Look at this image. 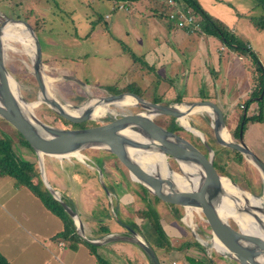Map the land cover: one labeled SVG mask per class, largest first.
Listing matches in <instances>:
<instances>
[{
  "label": "rangeland",
  "instance_id": "obj_1",
  "mask_svg": "<svg viewBox=\"0 0 264 264\" xmlns=\"http://www.w3.org/2000/svg\"><path fill=\"white\" fill-rule=\"evenodd\" d=\"M95 1L96 0H0V25L7 20L6 18L14 19L15 21L22 20L29 25L30 31L35 36L40 47L42 63L41 73L43 79L49 78V80H45L46 90L54 99L59 101L62 106H65L68 109H77V107L81 106L89 98H99L109 94H117L123 89V79L121 78V75H118V71H120L124 66H127L128 63L125 65L124 62L114 61L118 59L117 57H119V53H116L114 57L108 55L107 53H102L99 57H94L90 53V49L93 46H101L103 50L108 49L107 47L101 45V43H103L100 33L102 32L101 30L100 32L96 31L91 37H86L90 28L89 20L92 18L97 19L102 12L101 10L95 8V6H97L96 4H92ZM196 2L203 10L212 9L214 11L211 12H217L221 18H224L226 21L220 18L217 20L220 21L227 30L230 28L229 24H231V18L233 16H244V19L249 20H245V22L240 26V28L244 30L248 29L249 33L242 35V38L239 41L244 43V40H249L253 43H257L259 47L258 58L260 59V63L262 62L264 65V31L258 32V28L254 25V20L262 15V11L255 4L254 0H196ZM96 24L100 25L99 22ZM10 29L12 32L22 35L17 26H12ZM109 36L110 34H108V37L105 36L104 40L105 43L110 46L111 40ZM6 42L13 46V51L9 49H5L3 51L7 71L16 81L19 95L26 102L33 103L37 100L39 90L37 89V85L32 74L31 54L27 51L28 46H23L16 40H6ZM118 44L119 43H116V48L119 49ZM114 48L115 47L111 45L110 49ZM122 55L129 59L127 54L123 53ZM253 67L257 66L253 63ZM258 68H260V66H258ZM263 73V69L260 68L258 74L262 76ZM139 96L146 101L151 100L150 102H152V100L156 101L157 98V102L161 104L176 105L182 103L169 102L171 97H167L166 95L157 97L156 95H153L152 89L150 92H142L139 89ZM180 99L181 97L179 100ZM109 108L113 110L111 113H104L101 116L89 119L88 121L90 122H86L87 126H92L91 122L96 123L97 125L104 123L106 122L105 118L107 116L112 118L117 117L122 113L141 111L140 107H136L134 105H127L120 109L109 105ZM31 109L33 115L45 124L56 128L75 129L71 128L67 124L65 125L60 119L56 118L52 113H49L47 111L49 108L44 103L34 105ZM262 115L264 116V113ZM186 119L187 124L194 122L197 124L196 126H199L205 131L204 134L197 129L200 132L203 141H205L210 148L211 146L215 148L221 147L213 140L212 130L210 127L211 119L205 111L202 110L191 113L186 116ZM154 120L162 126L170 125L171 121L175 122L177 125L179 123L178 119H174L167 115H158L154 117ZM0 131L13 135L12 137L14 138V142L12 146L18 157L27 161L33 160L34 151L26 145L18 143L14 129L4 120H0ZM177 133L196 145L202 152H205L201 141L196 135H193L184 129L177 130ZM230 138L231 140L235 139L231 136V134ZM83 152L87 153L86 157L88 159H81L87 165L85 173H83L84 190H81L84 194L83 199L80 196V191L76 188V183H74V180L70 177L67 175L64 176L62 178V183H60L61 187L66 184L68 188H73V190H71L72 199L68 200H71V204L74 209L78 210L80 215H78V218L81 220L83 218L89 219L93 217L96 224V222L102 220L101 216L103 217L104 212H101L102 214H100L99 209H101V205H103L106 213L104 216H107L106 218L109 220V225H113L112 223L117 225L123 222H133L136 227L144 233L143 235H145V228L143 229L142 224L143 220H141L138 212L145 210L147 203L146 201L139 199V195H143L139 186L129 179L128 175L124 171V168L112 155H108L105 151L100 149H85ZM78 154L79 153H75L73 155L80 160L81 155ZM219 155L223 160H228V171L234 177L238 178V180H241L237 181V183H247L249 186L251 185L252 189H255L254 187L255 184H257V181L254 180V173L250 167L244 165L243 163L232 161V155L225 152V150L220 149ZM213 157L214 156H212V160ZM164 158L168 174L173 172L181 176L178 164L170 158ZM243 160L248 163V165L253 167L250 162H247L244 158ZM221 176L220 181L225 180L230 183L226 176ZM169 177L171 178L170 175ZM243 178H248L247 182L243 180ZM11 181L12 178L8 176L0 178V186L2 187L0 188V194H2V189L4 191L10 189L9 186L11 185ZM105 183L110 186L112 183L117 185L118 188L116 198H114V196L109 192L108 194H105L104 191L102 192L101 184L105 185ZM238 186L241 187L240 185ZM243 190L249 193V191L245 189ZM60 191H63V189ZM68 191L69 190H67V192ZM249 194L255 198L261 197L262 186L260 194ZM58 195L60 196L59 192ZM9 196H12V194H9ZM145 197L147 202H149L148 204H150L159 217L161 224L166 228L164 231L172 233L170 234V243H172V245L178 246V243L180 244L188 240L195 241L198 245L201 244L200 246L203 249L202 254L198 253L199 251L197 246L191 245H189V247L182 245V251H185L184 253L188 252L193 256H199L202 263H205L206 259L210 257L209 259L213 260L215 264H227L224 259L220 258V256L216 253L221 250L216 248L214 250V248L211 247V243H214V240L212 239L210 230L203 220L199 210L190 208L191 213L186 219L185 209L178 206L176 208L178 217L175 219L174 209L168 203L160 200H154L153 196L148 191H146ZM123 200H128V202L124 203ZM98 214H100V216ZM227 221L232 227H234L235 223L232 217H228ZM59 223H61V221ZM188 224L193 226L190 227ZM118 226L119 227L115 228L116 231L112 233H114L116 238H126V230H124L120 225ZM246 227L251 228L252 230V227L249 224H246ZM20 228L21 227L17 226L9 227L6 234L11 238L16 235L15 232H19L21 237L16 235L18 240L26 243L23 232ZM180 236H182V238L179 242L177 237ZM104 237H109V233L107 235H102V238ZM139 237L142 240L145 239H143L144 236L142 237L140 234ZM45 242L52 245L55 251V242H49L48 240ZM149 243L152 244L151 247L153 250L156 249V251L159 252L158 248L155 247L152 242ZM132 245L134 244L132 243ZM82 246L86 248L85 245L82 244ZM127 246L131 248L130 245L127 244ZM63 247L60 248L62 254L58 255L55 252V257H51L47 253L40 250L38 256H34L33 259L35 261L33 264H95L93 257L91 256L92 258H88L86 252L82 248L77 252H73L67 250L68 248L65 249ZM94 250L96 253L105 258L107 262H111L110 264H149L143 254L124 251V247L120 249L121 251L118 249H112L111 252H108V249L105 246L98 245L94 248ZM119 254L122 256H119ZM182 262L187 264L185 259H182Z\"/></svg>",
  "mask_w": 264,
  "mask_h": 264
},
{
  "label": "crops",
  "instance_id": "obj_2",
  "mask_svg": "<svg viewBox=\"0 0 264 264\" xmlns=\"http://www.w3.org/2000/svg\"><path fill=\"white\" fill-rule=\"evenodd\" d=\"M115 1L126 2L129 6L128 9H114ZM92 4H96L95 8L102 12L97 19L89 20L90 28L86 37H91L96 31L100 32L101 30L103 41L101 45L108 49L103 50L101 46H93L90 53L94 57H99L102 53L114 57L116 53H119L118 59L114 60L113 58V60L124 62L125 65L128 63L127 66L118 71V75H121L123 79L122 88L133 84L142 92H150L152 89L153 95L157 97L169 96L171 97L169 102L172 103H175V99L179 97H181L180 102L212 101L224 112L225 126L228 130L234 128L240 112V105L249 97H253V99L246 107V115L255 114L258 111L260 99L261 111L264 113V94H262L264 73L260 92L256 94V75L260 68L264 72V65L262 62L260 63L258 58L259 47L257 43L244 40L243 44L255 56L257 66L260 68L253 67L252 60L248 55L238 54L226 47L217 36L206 35L198 30L187 32L184 28L174 26L173 22L166 18L168 7L163 0H96ZM204 11L216 19L220 18L226 21L217 12H211L214 11L212 9H205ZM245 20L247 19H244V16L231 18L229 31L238 40H241L242 35L249 33L248 29L240 28ZM95 22H99L103 28ZM257 31L264 30L258 28ZM108 34H110V46L104 40ZM116 43H119V49L116 48ZM111 45L115 48L110 49ZM123 53L127 54L129 59L122 55ZM241 136L244 144L264 162V122H247ZM34 158L37 165L35 153L33 160ZM86 166V163L79 159L42 156L45 178H48L47 181L49 180L50 186L66 199H72L71 190H73V188H68L66 184L65 187L60 185L62 178L66 175L74 180L83 199L84 194L81 190H84L83 173H85ZM0 188L2 187L0 186ZM9 188L7 191L2 189V194H0V254L10 264H33L35 261L33 258L38 256L40 250L51 257H55V252L58 255L62 254L60 248L64 246L63 248L66 249L64 243L52 240V236L62 228V223H59L60 219L44 208L37 197L28 189L23 186H15L13 179ZM117 188V185L112 183L111 191L115 196ZM61 189L63 191H60ZM123 201L124 203L128 202V200ZM69 202L71 203V200ZM103 207L101 205V209H99L100 214L104 212L103 217L101 216L103 221L97 220L98 222L95 224L93 217L81 219L84 235L88 239L102 238L105 233L100 234L98 226L105 223L108 225L109 233L115 237L112 232H115V228L119 227L120 224L112 223L113 225H109L107 216H104L106 213ZM74 211L79 215L78 210L74 209ZM100 214L98 215L100 216ZM15 226L21 227L26 243L18 240L17 236L21 237L19 232H15L17 236L14 235L11 238L6 234L9 227ZM181 238L182 236L177 237V240L180 242ZM46 240L55 242V251L52 245L45 242ZM170 244L169 248H158L159 252L156 249L153 250L159 264H184L182 259H185L187 264H191L190 258L196 260L194 264H215L213 260L209 259L210 257L206 259L205 263H202L199 256H193L188 252L184 253L185 251H182L183 248L180 247L179 243L178 246ZM99 245L105 246L108 252H111L112 249L121 251L120 249L124 247V251L141 253L147 259L138 245L124 237L120 239L115 237ZM81 248L86 252L88 258L93 257L96 264L89 248L83 247L82 243L78 244L76 251L73 252H77ZM198 251V253H203L202 248L199 249L198 247ZM216 253L227 264H230L226 257ZM119 256L122 255L119 254Z\"/></svg>",
  "mask_w": 264,
  "mask_h": 264
},
{
  "label": "water",
  "instance_id": "obj_3",
  "mask_svg": "<svg viewBox=\"0 0 264 264\" xmlns=\"http://www.w3.org/2000/svg\"><path fill=\"white\" fill-rule=\"evenodd\" d=\"M6 19L15 21L10 18ZM17 22H21L30 30L29 25L25 21L17 20ZM1 28L2 25H0V33ZM33 38L34 51L31 60L32 74L37 89L43 91L46 86L41 73L42 63L40 47L34 35ZM12 80L15 81L7 71L3 51L2 48H0V118L16 130L34 151L37 158L39 177L43 186L50 193L51 197L61 206L62 210L72 219L75 230L82 240L93 245H99L115 237L109 233V237L107 238L88 239L84 235L82 223L78 218V214L60 198L58 192L46 181L42 168L43 155L56 158L77 159L73 155L74 152H77L81 155V160L83 158L87 159V153L83 152L85 149L103 150L119 161L131 181L145 188L152 196L158 198L162 202L178 205L184 209L189 207L199 210L211 235L214 236L225 249V251L217 252L226 257L230 264H264V259L255 260L246 253L245 256L241 255L238 244L243 242L247 247L254 249L253 256L262 254L264 258V235L261 236L246 228H242L236 220H234L235 224L234 227H232L227 221V218L231 217V215L224 212L221 213L217 208L220 197L226 196L231 201L232 197L227 195L220 181L222 176L216 172L213 166L212 149L203 141L201 136L191 132L180 123H178L179 127L199 138L205 152H202L196 145L180 136L177 130L170 128V125L162 126L154 120V117L158 115H167L174 119H178L180 116L186 117L194 113L191 111V108L194 106L208 108L209 111L205 112L211 119L210 127L214 141L221 147L238 152L247 162L252 164L260 176L263 194L264 162L244 144L241 136V127H239L237 137L234 140L223 138L221 134L222 130H225L229 136L230 134L225 126L224 112L216 103L209 100L182 102L187 108L185 111H179L174 104L150 102L142 99L133 92H120L99 98L104 101H109V104H111L112 100L118 99L123 95H129L135 100L131 105L140 107L141 111L122 113L104 123L90 127L63 129L41 122L33 115L32 110L26 113L23 110V106L29 102H26L19 94L16 96L11 87ZM40 103H44L54 113L72 123H79L92 119L87 110L77 115L62 111L61 103L53 97L52 99H42ZM188 125L193 128L189 123ZM193 129L198 131L195 128ZM135 136L145 139L146 145H142L138 142ZM147 147H149V149L155 148L158 153L172 159L178 164L181 177L187 182L186 188L176 187L169 177V174L161 175L158 173L153 163H149L144 167L140 166L128 153L129 150H138L142 153H146L144 151L147 150ZM183 165L186 167L194 166L198 169V172H200L198 173L199 181L196 183L195 188H191L190 186L191 178H193L194 173L192 171L186 173L182 169ZM226 178L236 189L244 191L227 176ZM101 187L104 193L108 194L104 185L101 184ZM236 210L238 213L240 212L238 207H236ZM241 212L251 216L258 224V228L264 231V221L255 213H263L264 215V211L253 206L244 208ZM248 224L253 226L252 223ZM120 225L127 233L126 238H124L138 245L150 259L152 264H159L154 252L148 244L139 237V234L123 223H120ZM261 250H263L262 253Z\"/></svg>",
  "mask_w": 264,
  "mask_h": 264
},
{
  "label": "trees",
  "instance_id": "obj_4",
  "mask_svg": "<svg viewBox=\"0 0 264 264\" xmlns=\"http://www.w3.org/2000/svg\"><path fill=\"white\" fill-rule=\"evenodd\" d=\"M181 1H183V4L186 7L190 8L192 12L199 17V21H198L199 26L197 28L199 32L206 34V35L217 36L220 42H222V44L236 51V53L238 54L248 55L251 58L252 62L257 66L255 56L250 51H248L249 49L242 42H240L229 30H227L220 21H218L216 18L206 13L197 4L196 0H181ZM254 1H255V4L262 11V15L256 20H254V25L257 28H264V0H254ZM256 82H257L256 94H259L260 87L262 85V76L260 74L257 75ZM123 91L133 92L139 95V89L133 84L127 85L122 90H120V92H123ZM179 98H176L174 102H180ZM252 99L253 97H249L243 101V104H241L240 112L237 116V121H236L234 128L232 130H228L231 136H233L234 138L237 137L239 127H241V134L243 133L245 124L247 122H264V117L262 115L263 112L261 111L262 110L261 99L258 101V111L255 114L246 115L245 113L246 107L249 104V102H251ZM152 102H157V100L156 101L152 100ZM47 111L49 113H52L56 118L60 119L65 125L66 124L69 125L71 128L90 127V126H87L86 124V122L88 123L90 122L88 120H85L80 123H72L70 121L63 119L62 117L54 113L51 109H47ZM0 120H3V119L0 118ZM105 120L107 121L108 118L106 117ZM190 124L195 129H198L199 131L205 134V131L202 130L199 126H196L197 125L196 123L191 122ZM91 125L93 126L97 124L91 122ZM170 128L173 130H182L181 127H179L175 122H172V121L170 122ZM14 131H15L18 143L29 147V145L23 139V137L16 130ZM12 136L13 135L7 132L5 133L4 131H0V177H3V176L11 177L13 179L15 186H23L26 189H28L35 197H37V199L41 202L44 208H46L50 213H52L53 215H55L56 217L60 219L62 223V228L60 231L56 232L52 236L53 241L55 242L60 241L64 243L66 248H68L71 251H76L78 244L82 243L89 248L90 254L94 256L96 264H110L109 262L105 260V258H103L101 255L95 252L94 248H96V245L87 243L78 236L72 219L62 210L61 206L57 203V201H55L51 197L50 193L43 186L40 180V177H39V171L36 165V159L34 158L33 161H27V160H23L20 157H18L13 150L12 144L14 142V138ZM211 149L213 151V156H214L212 160L213 166L219 175H224V177L227 176L233 183L240 185L242 189L249 191V193L251 194H255V195L260 194L261 180H260V177L258 176L257 170L254 167H251V165H248V163H246L243 160V157L238 152L231 151L224 147L215 148L211 146ZM220 149L225 150V152L230 153L233 158L232 161L237 162V163H243L244 165L250 167L251 170H253L254 180L257 181V184H255V187H254L255 189H252L251 185L249 186V184L247 183H242V182L237 183V181H241V180L240 179L238 180V178L234 177L228 171V167H229L228 160L227 159L223 160L222 157L219 155ZM247 179L248 178H243V180H245L246 182H247ZM138 186L143 193V195L141 194L142 196L139 195V199L142 201H146L147 203L146 209L138 212V215L140 214L141 220H143L142 224H143V229L145 228V231H144L145 235H143L144 233H142L140 229L136 227L135 223L133 222H130V223L123 222V223L128 225L130 228L134 229L135 231H137V233L142 235V237L144 236L143 237V239L145 238L144 241L148 244V246L152 249V251H153V248L151 247L152 244H150L149 242H152L153 245L157 248H169L171 246L170 234L172 233L164 231L166 230V228L161 224V221L159 217L157 216L156 212L153 210L150 204H148L149 202H147V199L145 197L146 189L140 185ZM104 187L111 195L114 196V198H116L114 193L111 191L110 185H107L105 183ZM102 192H103V189H102ZM60 198L68 206H70L73 209V206L68 201V199H66L61 194H60ZM153 198L154 200H159L158 198L154 196ZM169 205L173 207L175 219H177L178 214H177L176 208L178 207V205H173V204H169ZM102 225L98 226L99 233L108 234L109 229H108L107 223L102 224ZM188 244L202 248L200 246L201 244L198 245V243H195V241H189V240L183 243H180L179 245L181 247L182 245L188 246ZM147 259L149 261V264H152V262L150 261L148 257ZM189 261L191 262V264H194L196 262V260L192 258H190ZM0 264H10V263L4 258V256L0 254Z\"/></svg>",
  "mask_w": 264,
  "mask_h": 264
},
{
  "label": "bare ground",
  "instance_id": "obj_5",
  "mask_svg": "<svg viewBox=\"0 0 264 264\" xmlns=\"http://www.w3.org/2000/svg\"><path fill=\"white\" fill-rule=\"evenodd\" d=\"M12 26H17L18 29L21 31L22 35L12 32V30L10 29V27H12ZM6 40H16V41H19L21 43V45L28 46L27 51L29 54H31L30 57L32 60L33 51H34V38H33V34L28 29V27H26L21 22L6 20L2 24V28H1L0 48H2V51H4L5 49H9V50L13 51V46H11L9 43H7ZM43 80H44V84H45V80H49V78H46ZM11 87H12L14 93L16 94V96H18V94H19L18 93V86H17L16 82L13 80L11 83ZM45 98L52 99V96L47 92L46 87H44L43 91H39V95L37 97V100L33 103H27L26 105H24L23 110L26 113H29V111L32 110L31 108L34 107V105H39L40 101H42V99H45ZM134 101L135 100L129 95H123L122 97H120L118 99L112 100L111 104H109V101H104L101 98H89L86 100L85 103H83L77 109H74V110L68 109L67 107L62 106V105H61V109H62V111H65V112H68V113L74 114V115L80 114L82 111L87 110L89 115L93 118V117L101 116L104 113H111L113 110L111 108H109V105H112L114 108L120 109V108H123L127 105H131ZM174 106L179 111H185L187 108V106L184 105L183 103H179V104H176ZM202 110L209 111L208 108L201 107V106H194L191 108L192 112H197V111H202ZM178 121L181 125H183L187 129H189L191 132L201 136V134L198 131H195L193 128L188 126V124L186 123L187 119L185 116H180L178 118ZM221 134H222L224 139H227V140L231 139L225 130H222ZM135 138L142 145H146L145 139L137 137V136H135ZM144 152H146V153H142L138 150H129L128 153L140 166L144 167L149 163H153V165L155 164L154 167L158 173H160L161 175L168 174L167 167H166V161H165V158L162 154L158 153L155 148L149 149V147H147V150ZM75 153H77V152H74L73 154H75ZM191 167H189V166L186 167L183 165L182 169L186 173H189L191 171L194 173L193 175L195 177L193 176V178H191L190 186H191V188H195L196 183L199 181V179H198L199 174L198 173H200V172H198V169L196 167H194V166H191ZM169 175L171 176V179H172L173 183L176 185V187H178V188H186L187 187V182L181 176H179L177 173L172 172ZM221 184L224 187L227 195L232 197V201L230 199H228L226 196L220 197L218 200V203H217L218 210H220L221 213L224 212L226 214L231 215V217L234 220H236L242 228H246L248 230H251V228L246 227V224L252 223L253 226H251L252 227L251 231L257 233L258 235L263 236L264 231H262L258 228V224L254 221V219L251 216L246 215L243 212L238 213V211L236 210V207H238L241 211L244 208H249V207L254 206V207L260 208L262 211H264V193L261 195V197L255 198V197L251 196L246 191H240V190L236 189L234 186L231 185V183H228L225 180L221 181ZM191 209H194V208H191ZM190 211L191 210L189 207L185 208L186 219H187V217H189V215L191 213ZM256 213H257L256 215H259L260 218L262 220H264L263 213H258V212H256ZM189 226L192 227L193 225H189ZM255 227H257V228H255ZM212 239L214 240V243H211V245H212L211 247H213L214 249L216 248V249H219L221 251H225L224 247L221 245V243L214 236H212ZM210 242H212V241H210ZM238 244L240 247L239 250L241 251V253H240L241 255L245 256L247 254L248 256L253 257L255 260L256 259L257 260H263L264 259L262 254H259L258 256H253V250L254 249L251 247H247L246 244H244L243 242H240ZM262 251L263 250H261V253H262Z\"/></svg>",
  "mask_w": 264,
  "mask_h": 264
},
{
  "label": "built area",
  "instance_id": "obj_6",
  "mask_svg": "<svg viewBox=\"0 0 264 264\" xmlns=\"http://www.w3.org/2000/svg\"><path fill=\"white\" fill-rule=\"evenodd\" d=\"M168 7L166 18L172 21L174 26L184 28L187 32L195 31L198 28L199 17L195 15L192 10L186 7L181 0H163ZM128 4L124 1H115L113 8L120 10H127ZM264 94V86L262 88ZM241 107V105H240ZM61 243L59 242V245Z\"/></svg>",
  "mask_w": 264,
  "mask_h": 264
},
{
  "label": "flooded vegetation",
  "instance_id": "obj_7",
  "mask_svg": "<svg viewBox=\"0 0 264 264\" xmlns=\"http://www.w3.org/2000/svg\"><path fill=\"white\" fill-rule=\"evenodd\" d=\"M107 118H108V120H110L111 118H110V116H107ZM113 118V117H112ZM107 120V121H108ZM137 185H139V184H137ZM169 204V203H168ZM122 227V226H121ZM123 228V227H122ZM124 229V228H123ZM125 230V229H124Z\"/></svg>",
  "mask_w": 264,
  "mask_h": 264
}]
</instances>
